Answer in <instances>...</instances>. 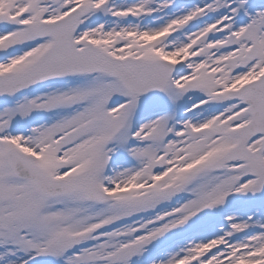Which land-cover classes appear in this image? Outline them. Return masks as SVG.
<instances>
[{
  "label": "snow or ice",
  "instance_id": "1",
  "mask_svg": "<svg viewBox=\"0 0 264 264\" xmlns=\"http://www.w3.org/2000/svg\"><path fill=\"white\" fill-rule=\"evenodd\" d=\"M0 264H264V0H0Z\"/></svg>",
  "mask_w": 264,
  "mask_h": 264
}]
</instances>
